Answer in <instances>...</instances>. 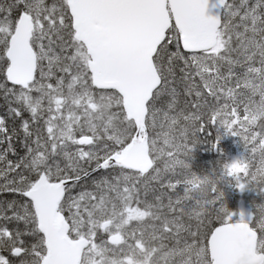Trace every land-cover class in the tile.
<instances>
[{"label":"snow or ice","instance_id":"1","mask_svg":"<svg viewBox=\"0 0 264 264\" xmlns=\"http://www.w3.org/2000/svg\"><path fill=\"white\" fill-rule=\"evenodd\" d=\"M254 111L264 0H0V264H264ZM208 125L246 155L201 176Z\"/></svg>","mask_w":264,"mask_h":264},{"label":"rangeland","instance_id":"2","mask_svg":"<svg viewBox=\"0 0 264 264\" xmlns=\"http://www.w3.org/2000/svg\"><path fill=\"white\" fill-rule=\"evenodd\" d=\"M241 116H243L242 109ZM256 130L259 131V127H257ZM156 131L160 132L162 130L158 127ZM209 132H211V135L206 137L203 140L202 144L196 146L192 155V159L190 161L192 171L201 176L205 175L212 169H215L217 172H219L221 162L231 163L246 155L243 147V142H240L239 138L227 134H223V138L219 143L218 149H213L211 145L215 140L217 134L215 127L210 125ZM158 144L160 147L164 146L162 139L158 141ZM249 147H251V145H249ZM247 162L250 164V171L256 172L257 169L261 166L260 151L258 150L256 153L249 152ZM159 163L162 167V162ZM176 171L179 173L182 170L177 168ZM168 178L175 180L182 177L169 176ZM220 191L223 192V203L225 207L227 208L229 213L233 214V221H240L241 215L243 214L246 222L249 217H253V226H255L259 216V207L260 205H264V193H255V197L247 199L246 196H242L240 194L243 191L234 186L223 184L220 185ZM233 191L238 192V195L241 197L238 200V204L235 206L233 201Z\"/></svg>","mask_w":264,"mask_h":264},{"label":"trees","instance_id":"3","mask_svg":"<svg viewBox=\"0 0 264 264\" xmlns=\"http://www.w3.org/2000/svg\"><path fill=\"white\" fill-rule=\"evenodd\" d=\"M234 192H235V193H234V195H233V201H234V206H235V205L238 204V200H239L241 197L238 195V192H236V191H234ZM255 193L258 194L259 191L253 190L251 187H249V188H247L246 190H244L243 192H241L240 194H241L242 196H246L247 199H248V198H253V197H255V195H254ZM247 199H246V200H247Z\"/></svg>","mask_w":264,"mask_h":264},{"label":"clouds","instance_id":"4","mask_svg":"<svg viewBox=\"0 0 264 264\" xmlns=\"http://www.w3.org/2000/svg\"><path fill=\"white\" fill-rule=\"evenodd\" d=\"M252 118L256 124H259L261 121H264V113L254 111Z\"/></svg>","mask_w":264,"mask_h":264}]
</instances>
